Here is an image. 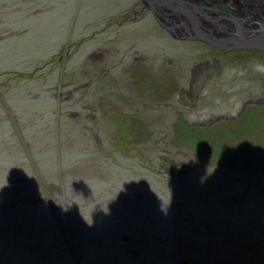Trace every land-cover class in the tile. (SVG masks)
Wrapping results in <instances>:
<instances>
[{
    "label": "rangeland",
    "instance_id": "obj_1",
    "mask_svg": "<svg viewBox=\"0 0 264 264\" xmlns=\"http://www.w3.org/2000/svg\"><path fill=\"white\" fill-rule=\"evenodd\" d=\"M4 4L0 35L29 32L0 79V264H264V55L171 39L140 0Z\"/></svg>",
    "mask_w": 264,
    "mask_h": 264
},
{
    "label": "water",
    "instance_id": "obj_2",
    "mask_svg": "<svg viewBox=\"0 0 264 264\" xmlns=\"http://www.w3.org/2000/svg\"><path fill=\"white\" fill-rule=\"evenodd\" d=\"M232 11L193 0H140L157 25L178 41L205 43L222 51L264 53V0H227Z\"/></svg>",
    "mask_w": 264,
    "mask_h": 264
},
{
    "label": "crops",
    "instance_id": "obj_3",
    "mask_svg": "<svg viewBox=\"0 0 264 264\" xmlns=\"http://www.w3.org/2000/svg\"><path fill=\"white\" fill-rule=\"evenodd\" d=\"M35 1H37V0H35ZM5 2H8V0H0V6L5 5L4 4ZM26 16H28V18L31 20H35V19H39V18L43 17V14H39V13L33 14V12H32V13H27ZM16 19H19V18L16 17ZM16 19H14V20H16ZM0 23H1V21H0ZM1 25H0V27H1ZM21 31H24L23 36H25L26 33L29 32L28 29L27 30L22 29ZM12 36H14V35H12ZM12 36L5 38L4 36H2V34L0 35V69L4 68L3 70H0V75H3L4 73H8V72H14L13 69H15L16 67H21V68L23 67V63L21 62L20 59H17L16 56L17 55L21 56V54L24 53V52H22V49L18 46V42L20 40H23L24 37L20 35V36H18V38H13ZM26 36L28 37V35H26ZM30 53H31L30 56L32 57V51H30ZM33 59H34L33 60L34 62H37V59L35 57ZM8 68L10 70H13V71L7 70ZM21 68H17V69H21ZM4 109H5V107H4ZM4 109L2 108L3 111H4ZM6 111L10 115V113L8 112L9 110L7 109ZM7 117H1L0 116V125L4 129L3 131L0 130L1 139L4 137V135L10 134V128H9L10 121L8 124L5 123V122H7V120H6Z\"/></svg>",
    "mask_w": 264,
    "mask_h": 264
},
{
    "label": "trees",
    "instance_id": "obj_4",
    "mask_svg": "<svg viewBox=\"0 0 264 264\" xmlns=\"http://www.w3.org/2000/svg\"><path fill=\"white\" fill-rule=\"evenodd\" d=\"M4 75H8V74L4 73L3 75H0V79ZM6 80H7V77H6V79H4V81H6ZM178 130H179V132H181L179 134H181L182 136H183V134H185V136H187L185 138L184 137H182V138L187 139V141L191 144V146L194 147V149H196L197 152L201 153V155H203L207 158L206 154H207V151H209L208 152L209 153L208 159H210L211 157H215L212 155L210 148L208 150L209 143L213 142L212 141L213 137L209 136V133L213 130V128L197 129V127H193L190 125H186V123H182V125H179ZM202 132H203V134H201ZM179 137H180V135H179ZM230 165H233V162H231Z\"/></svg>",
    "mask_w": 264,
    "mask_h": 264
},
{
    "label": "flooded vegetation",
    "instance_id": "obj_5",
    "mask_svg": "<svg viewBox=\"0 0 264 264\" xmlns=\"http://www.w3.org/2000/svg\"><path fill=\"white\" fill-rule=\"evenodd\" d=\"M193 2L195 4H197V5H200V6H203L204 3L209 4V5H213L214 4V6L215 7H218V9L221 10V11H224V10L232 11L234 9V6H232L231 3L228 2L227 0H193ZM141 6H142V3H141ZM211 49H213V48H211ZM216 50H219V51H221L224 54H231V53H237L238 52V51L228 52V51H222L220 49H216ZM247 51H252V52H256V53L260 52V53H262L264 55V53L261 52V51H258V52L257 51H253V50H247ZM247 51H244V52H247ZM208 63L209 62H207L205 64H198L197 67H196V71L197 70H199V71L202 70V72H210V70L212 69V67ZM193 78H194V75H193V77H192L191 80H193ZM250 104H253V102H251ZM253 105H255V104H253Z\"/></svg>",
    "mask_w": 264,
    "mask_h": 264
},
{
    "label": "bare ground",
    "instance_id": "obj_6",
    "mask_svg": "<svg viewBox=\"0 0 264 264\" xmlns=\"http://www.w3.org/2000/svg\"><path fill=\"white\" fill-rule=\"evenodd\" d=\"M264 16V15H263Z\"/></svg>",
    "mask_w": 264,
    "mask_h": 264
}]
</instances>
